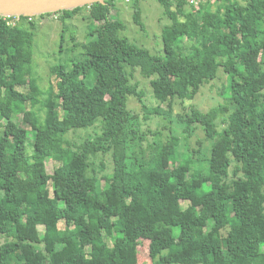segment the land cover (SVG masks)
<instances>
[{
	"label": "trees",
	"instance_id": "1",
	"mask_svg": "<svg viewBox=\"0 0 264 264\" xmlns=\"http://www.w3.org/2000/svg\"><path fill=\"white\" fill-rule=\"evenodd\" d=\"M139 2L133 21L142 26ZM157 2L169 21L161 32L163 56L119 36L125 25L109 17L114 0L46 13L64 21L85 11L95 24L83 59L50 68L56 91L46 93L31 75L34 33L20 24L32 25L33 17L20 16L14 26L0 17V264H141L143 241L153 264H256L259 257L264 264V0L198 8ZM123 65L150 80L156 116L164 114L161 104L193 100L223 70L222 94L232 106L225 128L194 107L179 117L189 136L194 126L203 130L210 141L205 153L182 154L175 138L166 142L170 167L157 140L139 148L142 157L135 153L133 143L144 138L127 101L144 107L143 93ZM24 85L26 93L18 90ZM20 114L29 130L12 120ZM95 127L84 142L65 139ZM99 153L113 161L103 185L92 163ZM48 158L59 164L52 174ZM232 165L239 172L228 186ZM29 221L43 227L41 248L27 236Z\"/></svg>",
	"mask_w": 264,
	"mask_h": 264
},
{
	"label": "rangeland",
	"instance_id": "2",
	"mask_svg": "<svg viewBox=\"0 0 264 264\" xmlns=\"http://www.w3.org/2000/svg\"><path fill=\"white\" fill-rule=\"evenodd\" d=\"M133 3L134 0H114V7L110 9L109 17L114 20H120L125 25L119 36L126 38L131 44L147 50L150 54L163 56L161 32L165 26L169 25V21L162 15V6L157 0H140V21L142 23V26H140L133 21ZM84 16H86L85 11L71 19L61 21L59 15L50 14L45 16V14H40L32 16L34 19L32 25L25 22L20 23L23 28L34 33L31 75L43 93H46L50 88L54 92L56 91L57 79L55 75L50 73L52 66L62 64L71 67L73 62L84 58L85 43L90 38L89 33L95 25L90 19H84ZM185 48L187 49L188 46ZM92 49V46H86L87 51H92ZM123 69L129 83L136 85L138 90L143 93V105L145 108L135 98H129L127 101V108L131 111V123L135 126L134 130L138 136L142 135L144 138L142 142L136 141L132 145L139 157H142L139 154V148L142 151H146L152 142L157 140L160 143H164V166L170 167L169 156L173 153V148L171 144L166 142L172 138L179 142L178 151L182 154L186 152L187 148L189 150L199 149L200 155L205 153V148L209 146L210 141L206 139L203 130L194 126L195 131L189 136L184 130L183 122L179 120V117L185 119V114L192 107L206 113L208 118L214 119L218 130L225 128L224 122H226L228 110H231L232 106L229 104L227 97L222 94L227 79L221 68L218 69L215 79L201 84L199 92L193 100L188 102L175 100L170 105L171 107L168 106V103L161 104L159 110L164 114L160 116L150 114V111L158 107L153 98L150 80L142 77L138 68L131 70L129 66L123 65ZM18 90L26 93L28 92V85L19 87ZM39 108L40 106L37 105L33 109L39 112ZM30 109V103H26L24 110L28 111ZM40 115H43V113H40ZM12 120L24 127V129H30L29 124L22 123V114L13 115ZM95 131H98L96 127L94 129L89 128L72 133L66 136L65 139L71 143L84 142L88 137H93ZM31 143L32 138L29 136L26 140V153L28 155L32 152ZM92 163L96 170V176L99 178L101 185H103L113 171L112 156L109 153L96 154L92 158ZM57 166H59L57 162L49 158L46 159L45 170L47 174H52ZM238 172L239 169L236 165L230 167L227 180L228 186L232 184ZM186 206L187 203L182 204L183 208ZM31 223L33 222L29 221L27 223V236L30 241L39 245L43 227ZM63 227V223H59V228L62 229ZM4 242L5 238L0 237V245ZM39 247L41 248V245ZM138 261L141 264H153L148 255L147 241H143L141 248L138 250ZM255 262L260 264L262 258H257Z\"/></svg>",
	"mask_w": 264,
	"mask_h": 264
},
{
	"label": "water",
	"instance_id": "3",
	"mask_svg": "<svg viewBox=\"0 0 264 264\" xmlns=\"http://www.w3.org/2000/svg\"><path fill=\"white\" fill-rule=\"evenodd\" d=\"M108 0H0V16L54 13Z\"/></svg>",
	"mask_w": 264,
	"mask_h": 264
},
{
	"label": "built area",
	"instance_id": "4",
	"mask_svg": "<svg viewBox=\"0 0 264 264\" xmlns=\"http://www.w3.org/2000/svg\"><path fill=\"white\" fill-rule=\"evenodd\" d=\"M127 1V0H126ZM186 3H188L191 6H194L195 8H198L201 4L205 2H214L216 0H184ZM6 21L9 25L14 26L20 21V16H0ZM32 17L28 16L27 21H31Z\"/></svg>",
	"mask_w": 264,
	"mask_h": 264
}]
</instances>
